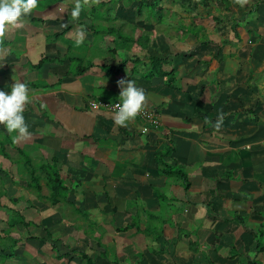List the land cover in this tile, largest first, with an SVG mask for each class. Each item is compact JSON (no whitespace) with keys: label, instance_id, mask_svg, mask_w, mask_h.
<instances>
[{"label":"crops","instance_id":"1","mask_svg":"<svg viewBox=\"0 0 264 264\" xmlns=\"http://www.w3.org/2000/svg\"><path fill=\"white\" fill-rule=\"evenodd\" d=\"M43 1L0 37V90L18 80L30 96L23 113L30 135L0 125V145L9 154L0 155V207L11 199L4 193L9 179L24 176L17 147L36 162L57 158L70 186L68 203L53 206L36 193L26 201L45 210L44 229L63 227L59 241L66 250L60 260H53L55 251H36L23 264H83L82 253L97 264H264V236L255 237L264 229V0H208L211 8L190 10L195 32L172 27L168 37L152 21L173 15L180 25L181 9L169 16L163 9L151 21L144 10L117 24L135 1L117 11L109 0H79L76 19L70 11L78 0H53L40 9ZM118 49L132 51L119 58ZM148 56L165 58L163 70L173 80L147 77ZM135 57L137 66L129 61L118 76L101 69ZM74 60L94 65L75 75ZM120 79L143 89L158 128L142 133L140 118L117 126L113 113L89 107L93 100L118 101ZM164 151L184 169L189 189L158 172L154 157ZM13 197L19 204L22 195ZM158 228V242L144 235Z\"/></svg>","mask_w":264,"mask_h":264},{"label":"rangeland","instance_id":"2","mask_svg":"<svg viewBox=\"0 0 264 264\" xmlns=\"http://www.w3.org/2000/svg\"><path fill=\"white\" fill-rule=\"evenodd\" d=\"M99 1L100 0H92L91 3L96 5ZM104 1L108 2V0H104ZM112 1H114V0H109L108 5ZM137 2L138 1L136 0L132 4V5H134L133 6L134 8H135ZM149 2H153V0H149ZM52 3H53V0H44L42 3L43 7H41L40 9H45ZM113 3L118 4L119 0H115ZM205 3H206V0H179V2L177 0H162L159 3V5L162 7V10L163 9L166 10L165 16L166 15L169 16L168 11H170L172 8H174V9H181L182 13L186 14V17L184 18V20H182L183 23L181 22L182 24H180V25L176 24L177 23L176 21L178 19L176 17H174L173 15L170 16V19L168 17H166L164 19V22L157 23V22L152 21L153 22L152 24L155 25L156 27L157 26L160 27L162 32H164V35L167 37H168V34L172 35V34H170L171 32L169 31V30H172V27H174V30L176 31V33L178 31H180L181 33L192 34L193 32H195V30L193 28H190V25H188L187 19H189V15L191 14L190 12H192L194 9L205 8V7L211 8L212 4L209 3V1H208V5H206V6H205ZM122 4H124V2H122ZM116 7L117 8H115V9L118 11L119 4ZM127 8L128 7L124 8V10H122L118 14L117 19H116L117 24H128L129 20H132V21H133V19L135 20V18H136L135 10L132 7H129L128 10H127ZM146 10L148 11V9H146ZM190 10H192V11H190ZM113 11L115 12V10H113ZM114 12L112 14H110L109 16L105 17L108 22H109L110 18L114 19ZM124 14H128L127 15L128 18L125 19ZM153 15H154V13H153ZM154 20H156L155 17H154ZM137 21H139L138 18L136 19V22ZM161 21H162V19H161ZM168 26H170V27H168ZM187 31H189V32L187 33ZM200 33L202 34L203 32H200ZM134 35L135 36L136 35L141 36L142 34H139V29H137L136 32L134 33ZM206 37L207 36H205V38ZM122 43L123 42H121V44ZM98 51H100V50H98ZM131 51L132 50L130 49L129 52L131 53ZM117 52H118L117 57H119V58L125 57V52L129 53L128 51L121 50V49H118ZM111 55L113 56V54H111ZM115 58L116 57H114L113 59H115ZM116 60H118V59H116ZM80 66L81 65H79V61L74 60L73 64L69 67V69H71V71L75 72L78 68H80ZM0 138L4 139L5 137L0 134ZM0 155H2V154L0 153ZM17 155H19V154L17 153ZM18 158H19V161L21 162L22 157L20 158V155H19ZM23 165H24V162H23L21 167L23 169H25ZM27 179H28V177H27V175H25V173H24V176H18L15 180H13V178H11V179H9L10 183H8V185L10 186L9 187L10 189L4 190V193H10L11 199H9L8 207H4V208L0 207V231H2V230L9 231L8 234L19 238V242H18V246L15 248L16 254L14 256L13 255L8 256V254L10 253L9 247L11 246L10 237L2 239V241L0 243V263L1 264L2 263L11 264V263H13V261H18V262L23 264V260H22L23 258L22 257L25 256L27 258L30 255H34L36 251H38V252L42 251L43 252V250H48L49 252H53L52 245H54V247L56 249H58L59 253H62L66 250V248H64V243L59 241V238H62V231L61 230H63V227H60V225L52 226L50 230L51 231L54 230V231L51 233L50 237H46L47 236L46 229H44L43 225H41L42 220H43V215L45 214V210L40 211L39 209L31 208L30 207L31 205H29V203L26 201V199H28V198L33 199L34 197H36L35 192L26 187ZM0 189H2L1 180H0ZM17 191H18V195L19 194L22 195V199L19 201V204H18V200L16 202L15 201L13 202V198H14L13 196H15L17 194ZM43 191H44V193H46V188H43ZM0 195H2V190H0ZM14 206H16V207L14 208ZM62 206L64 208V205H62ZM58 209L59 208L55 209L54 211H56ZM12 212H14V213L19 212L22 216L25 217L26 221L33 222L34 224L33 223L30 224V227H28V228L25 227L23 223L18 222V221H20L19 218L16 219L17 216L14 215ZM58 213H59V211H58ZM56 220H55L56 224H61L60 220H58V219H56ZM63 221H64V218H63ZM160 224L161 223L155 224V225H160ZM9 226L13 227V229H9ZM37 226H39V227H37ZM63 226H64V224H63ZM59 227L61 230L58 229ZM55 228H57V229H55ZM159 229L160 228H158L154 234L149 235L148 232H145L144 235L147 238L149 237L152 241L158 242V240H159L158 237L160 235ZM31 238H33V239H31ZM149 250L151 253L153 252V250H151V249H149ZM108 254H109V251H107L106 253L104 252L105 256H108ZM52 255L54 257L53 260H55V259L60 260L61 259L59 257L57 258L56 254L54 252L52 253ZM144 264H146V262Z\"/></svg>","mask_w":264,"mask_h":264},{"label":"trees","instance_id":"3","mask_svg":"<svg viewBox=\"0 0 264 264\" xmlns=\"http://www.w3.org/2000/svg\"><path fill=\"white\" fill-rule=\"evenodd\" d=\"M134 1L136 0H119L118 4L120 5L122 2H124L126 3V5H130ZM137 1L138 2L135 8L133 7L134 5L132 6L137 16H141L142 12L148 9V15H149L148 19L150 20V19H153L154 17L156 18L158 16V12L162 10L161 6H158L162 0H153V2H149L148 0H137ZM113 2L114 1H112V3ZM118 4L115 3L114 5L117 6ZM101 5H104V4H101ZM188 32L189 31H187V33ZM65 33L66 31L64 32V34ZM60 35L61 34H55L53 36L54 37L53 39L59 37ZM137 59H139V57H135L131 60L124 58L118 66L104 65V66H101V69L104 72V74L108 76L110 75L118 76L123 71L124 67L129 61H132L134 64V67H136ZM148 59H149V70H148L147 77L157 76L159 78H164V79L169 77V79H165L167 84L170 82V79L173 80L172 72L167 73L163 70V66L166 61L165 58H159L157 56H148ZM39 65L41 64H38L37 67H39ZM79 65H81L80 68H78L79 71H75V72L72 71L71 73H74L75 75L82 74L86 71V69H90L91 67H93L94 64L92 62L87 63L86 61L85 62L79 61ZM108 102H111V101H108ZM17 149H18V153L20 154L24 162V165H23L25 168L23 169L24 173L28 177L26 181V187L34 191L36 194H38L40 197L45 199L47 202H49L53 206H56L64 202L68 203V194L70 191V186H68L67 181L61 177L60 169L57 167V163H58L57 158L53 157L50 162H46V163L38 162L37 163L33 160L32 157H30L27 153H25L20 147H17ZM0 153L6 158L9 157V154L5 151V146L3 143L0 145ZM168 156H169V153L167 151L159 152L155 154L154 158L157 163L158 172H160L161 175H164L167 178H177L178 180L181 181L185 189H189L190 182H189V179L184 169L178 166V164H175V166L171 165L167 159ZM21 172L23 173L22 170ZM42 187H45L47 189L48 191L47 195L41 194ZM12 213L17 216L16 219L19 218L20 221L18 222L23 223L24 226L27 228L30 227V224L33 223V222L26 221L25 217L22 216L19 212H15V213L12 212ZM9 229H13V227L9 226ZM46 232H47L46 237H50L51 236L50 231L46 230ZM8 233L9 231H6V230L0 231V243L2 239L10 237L11 246L9 247L10 253L8 254V256H12V255L14 256L16 254L15 248L18 246L19 238L9 235ZM181 233H184V232L182 231ZM263 236H264V229L258 232L255 237L257 240H259ZM190 247H191V244H190ZM52 249L53 251L56 252L59 258L63 257L64 254L59 253L58 249H56L54 245H52ZM81 258L84 261L83 264H97L87 254L82 253ZM251 264H262V263L257 262V261H252Z\"/></svg>","mask_w":264,"mask_h":264},{"label":"clouds","instance_id":"4","mask_svg":"<svg viewBox=\"0 0 264 264\" xmlns=\"http://www.w3.org/2000/svg\"><path fill=\"white\" fill-rule=\"evenodd\" d=\"M38 6L39 0H0V37L5 35L7 26L18 25ZM81 7L78 0L70 11L73 19L78 18ZM78 36L77 44L82 42L83 34L78 33ZM117 83L120 91L118 102L114 105L113 122L117 126L126 127L129 121L143 111L146 96L143 89L137 87L130 79H120ZM29 100L28 88L24 82L15 80L10 86V91L0 90V125H3L9 134L16 133L21 137L30 135L23 115ZM92 107L96 108L98 105L93 103ZM219 119L218 117V121ZM216 126L219 127V123Z\"/></svg>","mask_w":264,"mask_h":264},{"label":"built area","instance_id":"5","mask_svg":"<svg viewBox=\"0 0 264 264\" xmlns=\"http://www.w3.org/2000/svg\"><path fill=\"white\" fill-rule=\"evenodd\" d=\"M116 102H108V101H97L93 100L89 103V107L93 110H98V109H104L107 110L111 113H114V105L117 103ZM95 103L98 105V107L93 108L92 104ZM136 118H140L144 125L142 128V133H146L150 130V128H158L160 125L158 116L156 113L146 107L143 108V111L140 112Z\"/></svg>","mask_w":264,"mask_h":264}]
</instances>
